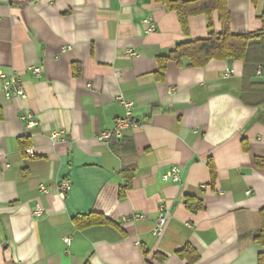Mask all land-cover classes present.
Segmentation results:
<instances>
[{
    "label": "crops",
    "instance_id": "1",
    "mask_svg": "<svg viewBox=\"0 0 264 264\" xmlns=\"http://www.w3.org/2000/svg\"><path fill=\"white\" fill-rule=\"evenodd\" d=\"M228 5L233 33L262 28L264 0ZM213 21L220 32L216 12ZM208 23L192 16L186 33L157 0H0V74L28 94L8 99L0 79V264H259L264 105L242 100L244 62L169 60L159 76V57L207 38ZM251 80L264 82L262 66ZM122 99L137 125L100 139L126 116ZM174 167L179 179L165 180ZM90 212L117 224L77 228Z\"/></svg>",
    "mask_w": 264,
    "mask_h": 264
},
{
    "label": "trees",
    "instance_id": "2",
    "mask_svg": "<svg viewBox=\"0 0 264 264\" xmlns=\"http://www.w3.org/2000/svg\"><path fill=\"white\" fill-rule=\"evenodd\" d=\"M157 1L162 2L168 9L178 14L183 30L186 33L189 32L190 17L203 14L209 20V35L207 38L181 43L168 55L159 57V76H164L169 60H174L183 65L184 59H188L189 67H204L213 59L241 60L245 66L242 100L249 105H264V82L251 80V75L259 66L264 68V10L260 14L263 24L260 30L248 33H233L230 29L231 12L228 0ZM215 12L222 23L220 32L215 31L213 21ZM211 168L214 173L213 165H211ZM135 171V165L123 168V176L126 179L125 189L131 188ZM190 200L192 201L194 198L190 197ZM198 208H202L201 203H198ZM261 218L262 226L256 232L255 239L264 245V209L261 211ZM73 222L79 229L92 225L117 224L105 214L99 212L78 214L73 218ZM259 264H264V252L259 255Z\"/></svg>",
    "mask_w": 264,
    "mask_h": 264
},
{
    "label": "built area",
    "instance_id": "3",
    "mask_svg": "<svg viewBox=\"0 0 264 264\" xmlns=\"http://www.w3.org/2000/svg\"><path fill=\"white\" fill-rule=\"evenodd\" d=\"M145 23L148 24V31H153L156 28L155 22H153L150 18L145 20ZM31 69L34 71L36 75L40 74V67H31ZM0 79L2 81V89L4 91L5 96L8 99L11 98H20L22 100H26L28 98V94L24 88V85L22 83V80L17 77L16 75H9L4 72L0 74ZM123 105L126 108V116L119 118L113 129L110 130H104L100 133V139L108 140L113 135H116L118 137L123 135V132L126 128H129L130 126L135 124V120L133 119V108H134V102L132 101H126L124 99L121 100ZM22 120H25L28 122V125L30 127L35 126L38 122L33 118V113L31 111H26L22 116ZM137 125V124H135ZM139 125V124H138ZM61 136L62 139L66 140L67 137L63 134V132H54L52 135L53 140H57ZM26 152L28 154H34L33 148L26 149ZM163 178L165 180H174L177 181L179 179V167H174L172 171L166 173L163 175ZM71 187V180L66 178L63 179L60 182V195L65 196L66 192ZM41 189L43 191H47V189L42 186ZM43 212H45V209L43 207L38 206L35 210V214L41 215ZM135 219H145L146 216L144 214H136L134 216ZM167 216L163 213H158L156 216V227L154 229V233L156 235H162L165 227L167 225ZM67 243L70 242V239H65Z\"/></svg>",
    "mask_w": 264,
    "mask_h": 264
}]
</instances>
